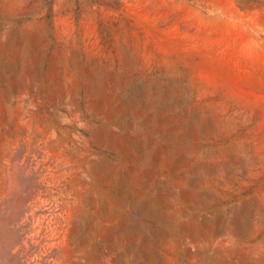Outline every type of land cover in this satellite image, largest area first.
I'll list each match as a JSON object with an SVG mask.
<instances>
[{"label": "rangeland", "instance_id": "obj_1", "mask_svg": "<svg viewBox=\"0 0 264 264\" xmlns=\"http://www.w3.org/2000/svg\"><path fill=\"white\" fill-rule=\"evenodd\" d=\"M0 264H264V0H0Z\"/></svg>", "mask_w": 264, "mask_h": 264}]
</instances>
